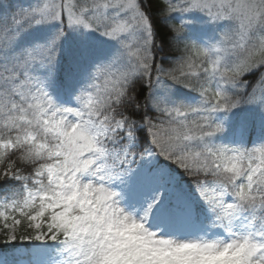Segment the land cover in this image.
<instances>
[{
  "label": "snow or ice",
  "instance_id": "1",
  "mask_svg": "<svg viewBox=\"0 0 264 264\" xmlns=\"http://www.w3.org/2000/svg\"><path fill=\"white\" fill-rule=\"evenodd\" d=\"M0 264H264V0H0Z\"/></svg>",
  "mask_w": 264,
  "mask_h": 264
}]
</instances>
